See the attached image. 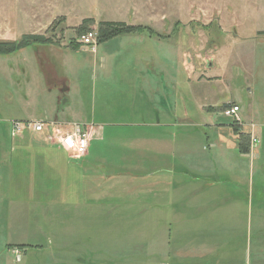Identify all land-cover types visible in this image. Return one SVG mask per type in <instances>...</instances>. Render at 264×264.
Returning <instances> with one entry per match:
<instances>
[{
  "label": "rangeland",
  "instance_id": "obj_1",
  "mask_svg": "<svg viewBox=\"0 0 264 264\" xmlns=\"http://www.w3.org/2000/svg\"><path fill=\"white\" fill-rule=\"evenodd\" d=\"M89 18L95 20L89 29L97 35L99 23L104 21L123 22L145 31L122 35V40L117 41V45L123 42L122 58L132 62L121 67L122 90L115 98L102 100L97 92V97H90L92 80L100 72L97 68L93 70L97 55L88 47L82 52L71 48L74 42L79 43V27ZM263 33L264 0H0V42L39 34L50 38L53 46L70 47L50 53L43 48L38 61L39 47L32 45L27 51L33 56V67L23 62L25 57L20 53L0 55V138L9 139L10 120L45 119L47 107L58 105L55 92L58 89L54 86L63 87L59 82L64 76L60 60H74L73 66L64 67L70 70L68 77H86L80 94L83 97L74 103H80L89 114L93 110L103 111L109 114V120L119 124L105 128V141L94 145L92 153L105 158L104 171L123 175L114 181L110 179L106 187L115 182L116 190L106 189L101 198H121V205L109 202L73 205L91 198L97 200L100 194L77 193L75 176L68 178L72 186L69 192L0 196V264H264V252H259L264 251V243L260 242V227L255 221L250 227V238L245 233L220 242L188 241L187 236L179 239L177 229L194 228L184 225H190L188 221L214 214L224 217L225 213L197 211L193 195L186 189L182 195L187 199H182V205L166 207L163 178H146L148 171L166 170L169 165L176 171H188L181 163L184 155L204 147L207 152H214L208 145L215 141V132L199 125L205 114L200 116L194 95L200 89L203 94L210 91H205L206 85L200 88L198 75L213 71L223 78L212 88L218 104L234 96V100L247 106L254 90L250 81L255 86L259 75L264 74ZM134 60L139 61L131 65ZM142 60H154V72L147 77L153 87L143 84L147 75ZM254 63L259 66L253 69ZM29 69L35 70L30 76L37 73L35 77H41L38 81L41 90L53 92L39 90L37 104L26 108L24 89L30 88V80L24 70ZM256 87L259 89V84ZM22 104L31 117H27ZM215 113L220 122L234 123L220 108ZM168 117L167 126L153 125L157 120L165 122ZM162 139L169 141L164 150L158 142ZM35 152H25L29 159L6 170L65 171L81 169L83 165L81 160L67 158L63 161L66 164L58 159L51 162V152H44L45 157ZM49 158L50 163L46 161ZM155 181L159 182L155 186L160 193L152 200L150 193ZM224 195L218 193L216 197ZM9 197L19 199L18 208H9L12 202ZM209 200L210 195L205 194L201 202ZM176 220L181 223L176 224ZM190 245H202L203 258L186 256Z\"/></svg>",
  "mask_w": 264,
  "mask_h": 264
},
{
  "label": "crops",
  "instance_id": "obj_2",
  "mask_svg": "<svg viewBox=\"0 0 264 264\" xmlns=\"http://www.w3.org/2000/svg\"><path fill=\"white\" fill-rule=\"evenodd\" d=\"M141 38L143 39L145 37L141 35ZM118 40H122V36L103 42L104 44L100 43L97 50L95 52L92 51L94 55H97L93 61V70L97 68L100 71V75L97 73L96 76L94 75V78L92 77V94L90 97L93 99L97 97L96 92L103 100L104 98H115L117 92L119 93L122 90L123 76L120 73L122 72L121 67L129 65L132 61L122 58L123 42L120 41L117 45ZM30 47L31 46L20 49L16 53H20V56H24L25 59L23 62L30 63V67H33V56H29L27 51ZM32 47H39L36 51L38 61L41 58L39 56L43 54V48L45 52L48 50L47 53L59 52L62 48H70L64 47L63 44L61 46L39 44L33 45ZM100 48L102 49L100 50ZM82 49H84V47L74 50L82 52L80 51ZM85 51L88 52L87 49H85ZM138 61L139 60H134L131 65H135ZM75 62L76 61L69 59L60 60V66L64 69V76L61 77L62 81L59 82L62 83L63 87L61 89L59 84L54 86V89H58L55 91L58 105L55 107L54 105L52 107H47L43 115L45 119L8 121L9 139L0 138V196H3V194L11 195L28 192L38 195L69 192L72 186H70L68 178H73L75 176L76 179L78 178V180H76L77 193L89 194L99 192L100 194L97 200L91 198V200H87V202L73 203V205H100L106 204V202L115 205L123 204L121 198L101 199L104 198V193L107 191L106 189L116 190L115 187L117 183L115 182L110 184V186L108 185L109 187H106L108 182L111 181L110 179L114 181L117 178H122L123 175L119 172L108 173L104 171L102 163L106 161L105 158L97 156L95 151L94 154L92 153L94 145L101 144L105 141V128L107 126L119 124L113 120H109L107 118L109 114H103V111L94 112L93 110V113L89 114V111H84L81 108L80 103H74V100L77 102L83 97L80 94L85 88L84 81L86 78L85 76H81L77 79L74 75L68 77V72L70 70L64 67L73 66ZM140 62L146 67L145 74L147 76L145 79L143 78V84H145L146 87L151 84L153 87L151 81H149L147 77L154 72V60H142ZM263 62L264 61L261 62L262 65H264ZM257 66H259L258 63L252 65L253 69ZM27 72V80H30V88L24 89L25 99L23 98V103L26 105V108L31 104H37V95L42 87V84L38 83V81H41V77H35L37 73H34V76H30V72H35V70H24V74ZM215 74L216 73L213 71L207 74L201 72V74L198 75L197 82L200 88L204 87L202 85H206L205 87L207 89L205 91L209 90L210 92L203 94L204 91L200 89V91L196 92L194 95L196 102L198 101L199 103L200 116L203 117L205 114L199 125L206 126L216 134L215 141L208 145V149L211 150L214 148L215 153L212 151L207 152V149L204 147L201 150L194 151L189 156L184 155V161L181 163L189 169L188 171H176L169 165L166 170L148 171L146 178H163V204H166V207L171 206V204L182 205L183 200L187 199L184 196L185 194L182 195L183 190L186 189L189 194L193 195L192 201L196 203L197 206H195V208L197 211L211 210L214 213L220 211L225 213L224 217H220V215L215 217L216 214H214L208 218L199 217L197 220L188 221L190 225H184L194 228L177 229L176 233L181 236L179 239L187 236L186 239L188 241H198L201 243L205 241L220 242L234 239L245 233L246 236L250 238V227L252 222L255 221V224L260 227L258 230L260 242L264 243V74L259 75V79L255 81L256 85L259 84V89L250 81L249 85L252 86L254 90L252 93L250 92L251 97L245 107L242 106L241 102H238L236 99L234 100V96H232L231 100L228 99L223 101L222 104H218L219 102L213 94L214 90L212 88L213 84L218 81L223 82L224 80ZM87 80L89 81V76H87ZM41 91L53 92L52 89L48 90L47 88ZM250 91L252 90L250 89ZM75 96L77 97L74 99ZM230 104L240 107V123L227 125L218 120V115L215 113L216 109L220 108V110L223 111V109ZM102 105L103 103H99V106ZM164 105L165 103L163 102L162 106L164 107ZM23 107L24 105L22 104V109ZM23 111L28 112L27 117L32 116V114L29 113L30 111H25L24 109ZM98 115L101 116V118L97 119L96 116ZM14 121L41 122L45 124L46 128L42 133L26 129L22 133L13 136L11 128L12 122ZM168 123L169 117L165 122L157 120L153 125L167 126ZM234 124L239 127L241 133L249 137V153L244 154L241 152V139L240 135L235 131ZM77 125L80 126L82 131L86 132L89 137L88 153L81 159L73 158L59 145L62 133L70 131L73 126ZM195 125L198 126L197 124ZM251 135H255L261 140V144L254 150L250 149ZM158 142L159 145L161 144L163 146L164 150L169 141L166 140L165 142L164 139H162L158 140ZM32 150H36L35 153L41 157H45L43 154L44 152H51V162L54 159L63 162L64 159L67 158V160H81L83 161V165L81 169H67L65 171H56V169L40 172H26L14 169L6 170L10 165L12 166L15 163L24 162L29 159L30 157L25 155V152H30ZM46 161L50 163V158ZM60 178L65 180L60 181ZM157 183L159 182L155 181L152 183L154 186V188L152 186V191L150 193V199L152 200L154 199L153 196L160 193V190H158L159 187L155 186ZM60 184L64 186H60ZM227 184H231L233 187H226ZM188 186H190V188H187ZM218 193H224L225 195L224 197L217 198L216 196ZM205 194L210 195V200L209 202L206 201L203 203L201 200ZM9 198L10 201H12L9 204V208L13 209L18 205L17 200L19 199ZM152 200H150V203L155 204ZM217 201H220V203H217ZM16 208L18 207L16 206ZM175 223L180 224L181 221L176 220ZM245 223L246 228L244 227ZM168 235L171 239V229H169ZM187 248L190 249V251L186 253V256L193 257L199 255L203 258L205 255L202 245H190L187 246ZM259 252L263 253L264 251ZM262 259L264 260V257Z\"/></svg>",
  "mask_w": 264,
  "mask_h": 264
},
{
  "label": "built area",
  "instance_id": "obj_3",
  "mask_svg": "<svg viewBox=\"0 0 264 264\" xmlns=\"http://www.w3.org/2000/svg\"><path fill=\"white\" fill-rule=\"evenodd\" d=\"M97 32L91 31L86 35L79 38L78 42L82 47H88L91 51H95L98 45ZM224 116L232 119L234 123H240V107L230 104L223 109ZM45 124L41 122H12V135L16 136L22 133L24 130L29 129L37 133L45 131ZM261 144L260 138L255 135H251L250 149L254 150ZM59 145L66 152H68L73 158L81 159L85 157L89 149V137L88 134L80 128V126H73L70 131L63 132L60 136ZM18 254V250L15 251Z\"/></svg>",
  "mask_w": 264,
  "mask_h": 264
},
{
  "label": "trees",
  "instance_id": "obj_4",
  "mask_svg": "<svg viewBox=\"0 0 264 264\" xmlns=\"http://www.w3.org/2000/svg\"><path fill=\"white\" fill-rule=\"evenodd\" d=\"M95 24L94 19H85L83 20L81 26L79 27L80 37L89 33V27ZM91 32V31H90ZM144 30L139 27H132L123 22H112V21H104L99 23L98 28V43H103L109 41L113 38L122 35H130L143 33ZM148 32V31H147ZM148 33H151L150 31ZM264 34V33H263ZM45 45L52 44L51 39L47 38L45 35L39 34H27L24 35L21 40L16 42L11 41H3L0 42V55H10L16 53L18 50L32 46V45ZM75 49L82 47L79 43L74 42L73 46ZM235 131L240 135L241 146L240 150L242 153H249V137L239 131V127L237 125H233Z\"/></svg>",
  "mask_w": 264,
  "mask_h": 264
}]
</instances>
